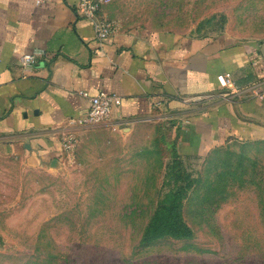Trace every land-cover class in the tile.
<instances>
[{"label": "rangeland", "instance_id": "1", "mask_svg": "<svg viewBox=\"0 0 264 264\" xmlns=\"http://www.w3.org/2000/svg\"><path fill=\"white\" fill-rule=\"evenodd\" d=\"M119 28L229 30L264 40V0H110ZM173 117L89 128L72 158L28 168L0 155V264H264V140L180 154ZM183 188L188 239H142Z\"/></svg>", "mask_w": 264, "mask_h": 264}, {"label": "crops", "instance_id": "2", "mask_svg": "<svg viewBox=\"0 0 264 264\" xmlns=\"http://www.w3.org/2000/svg\"><path fill=\"white\" fill-rule=\"evenodd\" d=\"M78 1L0 0V155L51 168L65 159L62 130H130L154 114L173 117L183 155L204 157L234 140H264V99L223 98L216 78L230 71L244 85L263 77V39L229 30L119 28L100 40L78 13ZM40 50L24 69L19 55ZM81 89L115 92L121 103L108 121L69 124L88 108Z\"/></svg>", "mask_w": 264, "mask_h": 264}, {"label": "built area", "instance_id": "3", "mask_svg": "<svg viewBox=\"0 0 264 264\" xmlns=\"http://www.w3.org/2000/svg\"><path fill=\"white\" fill-rule=\"evenodd\" d=\"M109 1L110 0H79L76 5L78 13L92 22L95 36L100 40L113 35L119 30V26L113 19L102 16L99 13L101 7ZM39 53L41 54L43 51H28L21 53L19 55L21 66L24 69H28L35 62L36 56ZM216 78L222 89L221 96L223 98H231L236 94L242 93L247 96L264 99V76L258 77L244 85H237L230 71L220 72L216 75ZM79 93L88 99L89 105L85 113L81 116L69 118V124L85 126L108 121L114 109L121 103V96L115 92L90 94L87 90L81 89ZM59 140L64 156L72 158L79 141L78 134L72 129H64L59 135Z\"/></svg>", "mask_w": 264, "mask_h": 264}, {"label": "trees", "instance_id": "4", "mask_svg": "<svg viewBox=\"0 0 264 264\" xmlns=\"http://www.w3.org/2000/svg\"><path fill=\"white\" fill-rule=\"evenodd\" d=\"M192 191L197 190L192 189ZM185 192L187 191L181 187L170 189L158 201L144 229L142 236L144 241L154 240L166 235L179 236L185 239L190 237L192 230L181 213L184 198H188L191 194L188 195Z\"/></svg>", "mask_w": 264, "mask_h": 264}]
</instances>
